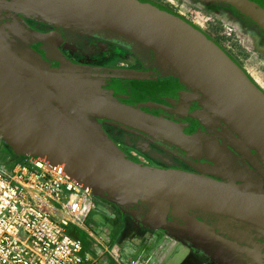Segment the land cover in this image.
<instances>
[{"label": "water", "instance_id": "water-1", "mask_svg": "<svg viewBox=\"0 0 264 264\" xmlns=\"http://www.w3.org/2000/svg\"><path fill=\"white\" fill-rule=\"evenodd\" d=\"M218 1L264 36L263 0ZM26 17L60 30L110 31L147 47L230 129L199 124L219 140L199 126L130 105L91 74L51 66L42 45L32 47ZM176 101L175 113L192 119ZM105 122L136 131L199 169L243 172L248 160L264 169V90L187 18L150 0H0V138L65 166L95 196L160 231L201 243L224 264H264L263 189L143 164L108 137Z\"/></svg>", "mask_w": 264, "mask_h": 264}, {"label": "flooded vegetation", "instance_id": "flooded-vegetation-1", "mask_svg": "<svg viewBox=\"0 0 264 264\" xmlns=\"http://www.w3.org/2000/svg\"><path fill=\"white\" fill-rule=\"evenodd\" d=\"M150 1L170 8L156 0ZM185 1L190 6L201 4V6L209 9L219 10L224 14L230 15L235 21H240L242 23L241 26L247 27V31L255 32L251 37L254 38L256 45L264 50L263 31L257 25L248 22L235 13L230 5L218 0ZM25 21L32 47L36 48L35 44L42 45L41 55L51 66L64 67L68 70L91 74L94 79L107 83L116 94L126 96L130 105L138 104L142 109L155 116L167 119L175 117L194 126L211 123L210 125L214 127L230 129L228 123L219 118L210 108L206 112L204 107L199 106L197 102H199L201 95L183 84L172 70V67L147 47L110 31L86 30L74 25L60 30L37 17H26ZM39 41L41 42L39 43ZM112 75L118 77H110ZM156 89L159 91L156 92ZM172 90L180 91L182 95L175 94ZM178 99L185 103L183 110H185V113H190L192 119L175 113V102ZM186 104L190 107L192 106V109L187 111ZM103 126L110 139L126 156L131 157L132 152H136L146 160L147 163L143 164L202 174L237 186L264 190V169L255 166L249 160L246 162L249 168H246L245 171L221 172L227 173V176L220 177L215 172L199 169L174 154L163 150L156 143L136 131L115 123L105 122ZM199 129L222 140L221 136L210 132V130L208 131L205 125H200ZM236 136L239 137V135ZM0 141L6 144L4 147L12 158H23L26 156V154L14 148L2 138H0ZM236 152L241 156L240 152ZM171 237L177 239L176 236L175 238ZM203 255L205 259L221 264L207 253L203 252Z\"/></svg>", "mask_w": 264, "mask_h": 264}, {"label": "built area", "instance_id": "built-area-1", "mask_svg": "<svg viewBox=\"0 0 264 264\" xmlns=\"http://www.w3.org/2000/svg\"><path fill=\"white\" fill-rule=\"evenodd\" d=\"M96 197L61 164L29 155L0 163V264H139L85 253L74 232L96 211Z\"/></svg>", "mask_w": 264, "mask_h": 264}, {"label": "crops", "instance_id": "crops-1", "mask_svg": "<svg viewBox=\"0 0 264 264\" xmlns=\"http://www.w3.org/2000/svg\"><path fill=\"white\" fill-rule=\"evenodd\" d=\"M95 203L96 211L86 218L82 228L74 232L84 240L88 257L106 260L113 254L123 256L127 260H138L139 264H216L204 258L201 251L203 249V252L207 253L204 248L192 253L169 234L143 222L137 221L136 231L131 232L130 237L118 244L117 241L123 238L126 231V217L130 216L134 220L137 218L99 197H96ZM207 254L224 264L215 256Z\"/></svg>", "mask_w": 264, "mask_h": 264}, {"label": "rangeland", "instance_id": "rangeland-1", "mask_svg": "<svg viewBox=\"0 0 264 264\" xmlns=\"http://www.w3.org/2000/svg\"><path fill=\"white\" fill-rule=\"evenodd\" d=\"M156 1L169 6L173 9H171L172 11L187 18L221 43L229 54L237 59L240 65L245 68V70L264 90V50L260 49L256 45L254 38L251 37V35H253V33L255 34V32L251 31V33L250 31H247V27L245 28V26H241L242 23H240V21H235L232 17H230V15L224 14L216 9H209L205 6H201V4L190 6L185 0ZM4 145L6 144L0 141V163H9V165H12V163H15V161L19 158H12ZM131 158H134L142 163H147L146 160L136 152H132ZM216 174L220 177L227 176V173L219 172ZM135 220L130 216L126 217V231L123 238L117 241L118 244H121L125 238L130 237L131 232L136 231L135 225L138 222H142L138 219ZM76 236L78 237V234ZM171 236L175 238V235ZM176 237L177 239L175 238V240H177L183 247L190 249L192 253L194 250L200 251L203 248L201 243L196 242L193 239L183 238L182 236ZM201 251L203 253V250Z\"/></svg>", "mask_w": 264, "mask_h": 264}, {"label": "trees", "instance_id": "trees-1", "mask_svg": "<svg viewBox=\"0 0 264 264\" xmlns=\"http://www.w3.org/2000/svg\"><path fill=\"white\" fill-rule=\"evenodd\" d=\"M19 159H21V158H19ZM19 159H18V160H19Z\"/></svg>", "mask_w": 264, "mask_h": 264}]
</instances>
